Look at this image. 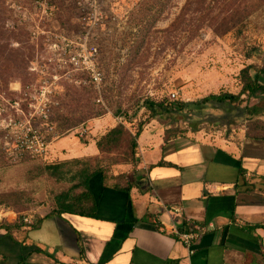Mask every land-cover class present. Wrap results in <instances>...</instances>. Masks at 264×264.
I'll list each match as a JSON object with an SVG mask.
<instances>
[{
	"label": "rangeland",
	"instance_id": "rangeland-1",
	"mask_svg": "<svg viewBox=\"0 0 264 264\" xmlns=\"http://www.w3.org/2000/svg\"><path fill=\"white\" fill-rule=\"evenodd\" d=\"M198 1L0 0V193L22 192L21 199H28L0 206V224L7 225L12 215V224L18 217L26 223L37 189L51 186L48 179L27 177L31 167L57 160L31 158L24 151L21 140L28 128L50 138L52 126V142L80 138L76 130L81 124L92 128L95 120L113 116L117 124L131 123L134 131L156 121L166 127L167 138L181 136L191 131L187 122L151 120L144 107L147 99L176 104L239 93L241 70L260 65L264 4ZM232 7L241 11L237 21L228 18ZM231 22L234 28L221 33ZM94 73L100 74L98 81ZM256 118L196 128L221 134L247 131L254 120L264 124V114ZM104 130L105 125L98 132ZM97 157L104 169L134 162L129 136L114 150L87 161L94 163Z\"/></svg>",
	"mask_w": 264,
	"mask_h": 264
},
{
	"label": "crops",
	"instance_id": "crops-1",
	"mask_svg": "<svg viewBox=\"0 0 264 264\" xmlns=\"http://www.w3.org/2000/svg\"><path fill=\"white\" fill-rule=\"evenodd\" d=\"M94 122L87 141H52L50 158L99 155L96 142L117 122L113 116ZM122 125L136 136L135 161L105 167V185L101 174L91 179L96 217L52 214L47 191L38 188L29 225L10 233L0 228V264H264L263 140L244 130L167 138L156 121L136 131ZM117 175L132 183L129 193L111 187ZM35 218L40 222L31 227ZM190 225L204 232L188 247L175 231Z\"/></svg>",
	"mask_w": 264,
	"mask_h": 264
},
{
	"label": "trees",
	"instance_id": "trees-1",
	"mask_svg": "<svg viewBox=\"0 0 264 264\" xmlns=\"http://www.w3.org/2000/svg\"><path fill=\"white\" fill-rule=\"evenodd\" d=\"M204 1L199 0L198 2L202 3ZM248 4L249 1L240 10L243 11ZM263 4L264 0H252L251 5L259 7ZM241 11L235 13L232 7L228 12V18L237 21ZM234 24L235 22L226 24L221 33L230 31L234 28ZM259 57L260 65H248L241 70L242 86L239 93L209 94L195 101H180L176 104L168 100L147 99L144 107L150 113L149 118L155 117L162 121L169 119L170 124L182 120L187 122L191 131H196V127L200 123L213 126H230L237 119H258L257 116L264 114V50L259 52ZM251 71H253V74H251ZM250 100H254V104L251 106L248 104ZM251 123L252 127H247L246 136L264 141V124H261L260 120H254ZM125 135L130 138L131 153L134 156L137 148L136 136L131 135L122 124H117L98 139L96 145L99 153L104 151L107 153L117 148ZM95 160L94 163H91L85 159H70L36 165L27 171V177L29 180L46 178L50 181L51 186L47 191V195L49 203L53 205L52 214L58 216L74 214L95 218L97 202L91 191L90 181L98 174L102 175L104 185L107 181L103 163L98 157ZM239 171L242 172V170ZM109 180L113 181L111 184L113 189L129 193L132 188V183L128 182L124 175L112 176ZM21 197L22 192L0 193V206L10 207L12 206L11 201H13L12 204L28 203V199L23 200ZM12 217L13 215L9 216L8 219L11 220ZM18 220L13 226L0 224V228L6 229L10 233L13 227L20 228L29 225L24 223L21 217H18ZM39 222L40 219L35 218L31 227H36Z\"/></svg>",
	"mask_w": 264,
	"mask_h": 264
},
{
	"label": "built area",
	"instance_id": "built-area-1",
	"mask_svg": "<svg viewBox=\"0 0 264 264\" xmlns=\"http://www.w3.org/2000/svg\"><path fill=\"white\" fill-rule=\"evenodd\" d=\"M99 73H94L93 75V79L95 81L99 80ZM175 93H173L171 96L172 98L175 97ZM44 119H47V114H43L42 116ZM45 121V120H44ZM49 135H51V137L49 138H45L44 136H39V135H35L36 131L32 130L31 128L27 129V137L26 139H22L21 143L23 144L21 147H23L25 150L30 153L31 158L34 157H40L43 159H47L50 155H49V146L51 144V140H53L54 137V128L52 126H49ZM77 135L80 138H83L86 136L87 134V126H85L84 124H81L78 128H77ZM24 221L26 223H30L28 218H24ZM204 232L203 227H198V226H194V225H190L189 228L185 231H175V234L182 240V242L186 245V246H191V244L197 240L200 235H202Z\"/></svg>",
	"mask_w": 264,
	"mask_h": 264
}]
</instances>
